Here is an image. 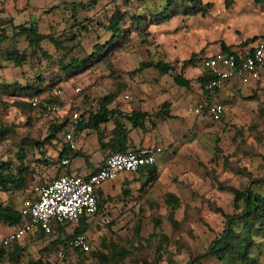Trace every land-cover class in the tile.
<instances>
[{
	"label": "rangeland",
	"instance_id": "obj_1",
	"mask_svg": "<svg viewBox=\"0 0 264 264\" xmlns=\"http://www.w3.org/2000/svg\"><path fill=\"white\" fill-rule=\"evenodd\" d=\"M200 1L209 3L203 15L177 13L165 23L150 24L145 30L146 38L131 32L134 24L126 17L119 48L65 77L61 65L68 64L71 58L84 57L93 44L108 40L104 26L114 9L128 15L155 16L165 0H97L89 7L79 6L89 0H0V22L8 20L5 30L11 29L8 37L17 52L26 43L22 36H13L9 22L33 23L39 33L49 34L58 44L54 47L43 41L40 47L47 57L28 54L21 68L11 64L1 67V81H21V74L23 81L34 75L45 81L53 78V86H59L64 99L75 100L86 113L94 110L97 100L107 94L114 98L109 107L127 112L144 106L151 117H155L154 110L161 102L173 104L172 109L168 108L172 117L161 121L157 128V145L165 150L156 156L155 179L141 186L144 172L127 174L121 191L100 200L102 209L93 219L86 220L88 251L59 255L60 242L53 246L49 243L61 241L72 232L74 227L64 225L47 237L29 234L5 247L13 255L1 257L0 264H103L95 253L101 252L110 259L112 244L129 248L132 254L122 261L112 257L106 264H184L200 255L221 232L223 214L234 212L231 189L242 190L251 179L264 176V67L245 84L220 87L214 97L224 107L219 121L198 118L187 111L204 96L196 82L201 74L197 64L200 56L221 45L238 48L251 44V38L264 35V2L230 0L225 7L223 0ZM192 53L197 57L194 67L182 71L190 85L177 87L172 77L179 71V61ZM156 60L171 63L173 69L166 74L153 68L135 70L140 62ZM74 86L81 88L78 96L71 95ZM123 94L131 96L129 102L124 101ZM15 99L12 93L0 92V126L8 129L0 137V159L16 165L15 153L19 148L25 151L23 161L30 171V180L22 192L0 191V201H12L17 206L34 186L61 173L55 161L60 145L55 140L44 144L43 140L51 124L65 123L66 114L44 118L38 109L25 114L12 105ZM105 130H100L102 135ZM58 137L62 139V133ZM82 137L84 140L86 136ZM75 139L73 133V142ZM33 141L43 145L38 149ZM82 160L75 157L70 166ZM167 193L177 199L172 212L174 223L167 218ZM57 225L51 223L53 227ZM8 230L0 223V235ZM252 241L250 255L256 264H264V238L252 236ZM194 264H215V260L199 258Z\"/></svg>",
	"mask_w": 264,
	"mask_h": 264
},
{
	"label": "trees",
	"instance_id": "obj_2",
	"mask_svg": "<svg viewBox=\"0 0 264 264\" xmlns=\"http://www.w3.org/2000/svg\"><path fill=\"white\" fill-rule=\"evenodd\" d=\"M97 0H89L87 4H80V7H89L96 3ZM258 3L264 2V0H254ZM224 6L227 7L230 4V0H223ZM209 3H201L200 0H178V4L175 0H165L164 7L156 15L145 16L142 14H131L128 15L127 12L120 11L119 9H114L112 14L107 18L106 25L104 29L109 33V38L104 43H95L92 49L84 57L77 59L71 58L68 64L61 65L60 70L65 77H69L71 73L82 71L88 66L100 60L102 56L107 51H112L121 46L123 43L122 39L124 36L125 28L122 27L124 19L129 18L130 22L134 24L131 32H138L143 37H147L148 26L150 24H162L167 22L172 17L176 16L177 13H181L185 16L187 15H203L206 11V7ZM181 9L180 11H177ZM8 20L2 19L0 22V56L4 61L10 63L13 67L21 68L25 63L28 54L35 55L39 53L43 58L47 57V54L41 49L40 44L43 41H48L57 47L58 44L49 34H41L37 31L35 24L30 23L28 25L17 24L13 25L9 22V26L12 28L13 36H22L26 46L22 51L17 52L14 49V44L8 46H2L4 42L8 39L5 33V25ZM6 23V24H4ZM33 26H32V25ZM82 29L84 27H81ZM261 37H253L249 42H253ZM245 46V45H243ZM243 46L238 48H231L229 46L221 45L220 49L217 51L229 52L231 50H237L243 48ZM192 53L187 59L181 60L179 63V71L172 77V83L177 87L188 88L190 85V80L183 77L182 71L188 66H193L197 57ZM199 58V57H198ZM203 57L200 56V60ZM146 68H153L157 70L160 74H166L168 71L173 69V65L169 62H163L161 60L156 61H145L140 62L135 70H142ZM21 81H11L10 83L0 82V92L10 94L17 97L12 102V105L19 109L20 112L27 114L35 110L29 104V99L33 95H40L45 100H53L50 96V91L53 87H59L58 85L53 86V78L48 81L42 80L40 76L34 75L30 77V80L23 81V75L21 74ZM210 78V76L203 71L199 76L196 77V82L202 90L204 83ZM22 82V83H21ZM37 84H34V83ZM50 89V90H49ZM219 90V89H218ZM215 93L217 94V91ZM45 93L41 95L40 93ZM48 92V93H47ZM78 96V95H76ZM203 96V97H204ZM113 95L107 94L101 97L96 102V108L91 112H84L79 105L80 121L76 125L73 133L76 134L77 131L88 129L95 133L96 141L100 149H107L109 153L114 152H127L136 149H128V132L130 129L138 128L144 130V125L149 124L151 128L155 127L154 119H151L150 113L139 111V110H129L127 112L117 110L109 105L113 101ZM169 104L164 101L160 104V108L153 113V116L161 120L172 117L168 112ZM65 123L49 126V133L44 138V144L51 143L52 140L58 142L60 147L56 151V162L60 167V174H71L69 173L65 166L67 164H61V160L65 159L67 162L75 157H82L86 161L85 156L81 154L78 150L69 149L68 142L64 140L63 130H65V124L67 117L65 118ZM206 119V118H205ZM221 119V118H220ZM208 120V119H207ZM111 122L112 129L110 131V137L106 142H103V135L100 131V127L107 122ZM210 121V120H209ZM148 122V123H147ZM213 122V121H212ZM128 123L129 127L125 124ZM8 129L3 125L0 126V137L3 136ZM62 133V139H59L58 134ZM65 133V132H64ZM36 148L40 149L43 145L42 143H37L33 141L32 143ZM43 155V152L40 151ZM26 155L25 151L20 148L15 153V159L17 164L12 165L11 161L0 159V191L3 193H13L17 191H24L27 188L28 181L30 180V171L28 166L25 165L23 159ZM43 164H48L47 161H42ZM146 175L145 180L141 186L149 185L155 179V165L150 167H142L136 173H143ZM59 174V175H60ZM135 174V173H132ZM57 175V176H59ZM55 176V177H57ZM119 176V175H118ZM54 177V178H55ZM117 178V177H116ZM255 188V190L253 188ZM99 189V188H98ZM96 189V214L102 209L100 200L105 198ZM31 194H27L24 197H28L33 194V190L30 191ZM125 192V191H123ZM233 194L232 207L234 212L231 214H223L224 225L221 232L215 236L208 247L196 257L190 258L184 264H194L199 258L211 257L215 260V264H256L255 259L250 255V251L253 245L252 236H260L264 238V176L253 178L250 180V185L243 187L242 190L231 189ZM21 198V199H22ZM102 202V201H101ZM164 202L168 206V221L174 223L172 217V212L174 211V206L177 203L176 197L167 193L164 197ZM15 202L7 201V203H2L0 201V223L4 224L7 228L11 229L16 227L21 221L22 216L16 208ZM67 225L66 223L58 224L54 229L60 230L62 226ZM87 223L84 217H81L78 221V225L73 228L72 232L68 234L63 240H54L49 243L51 246L60 242V245L64 244L65 241L77 232L86 233ZM137 233V229L135 231ZM31 234H39L44 236L41 232H34ZM30 234V235H31ZM29 235V234H28ZM18 242V241H17ZM90 242V240H89ZM16 243V242H14ZM111 255L112 257H117L118 261H122L129 257L132 252L129 248H125L118 245H111ZM82 253L81 251L65 250L64 255L70 253ZM9 255L12 257L13 254L7 253L5 246L0 247V258ZM95 255L103 261V264L107 263L110 259H107L101 252H96ZM29 264H39V263H29Z\"/></svg>",
	"mask_w": 264,
	"mask_h": 264
},
{
	"label": "built area",
	"instance_id": "obj_3",
	"mask_svg": "<svg viewBox=\"0 0 264 264\" xmlns=\"http://www.w3.org/2000/svg\"><path fill=\"white\" fill-rule=\"evenodd\" d=\"M199 66L210 78L202 87L205 92L203 99L194 103L187 111L198 118L219 121L224 107L214 99L215 91L230 79H237L241 84H245L264 67V37L253 41L251 47L229 52L215 51L203 57ZM80 92L79 86L71 89L72 96L79 95ZM50 96L53 100L48 101L40 95H33L29 104L38 109L44 118L66 114V132L63 136L69 149H73L72 134L80 121L79 105L75 100L64 99L59 87H53ZM122 97L125 100L131 99L128 94H123ZM164 150L158 145H153L127 152L108 153L92 172L60 174L48 182L34 186L33 194L22 198L17 204L16 208L22 216V221L0 235V244L7 247L34 232H41L47 237L53 233L51 223H66L75 228L81 217L86 220L93 219L96 215V189L120 174L136 173L142 167L155 165L156 156ZM60 163L67 164V160L63 159ZM89 244L88 235L77 232L60 245L59 255L64 256L66 249L86 252L89 250Z\"/></svg>",
	"mask_w": 264,
	"mask_h": 264
},
{
	"label": "crops",
	"instance_id": "obj_4",
	"mask_svg": "<svg viewBox=\"0 0 264 264\" xmlns=\"http://www.w3.org/2000/svg\"><path fill=\"white\" fill-rule=\"evenodd\" d=\"M7 32H11V29H9V30L6 29V31H5L6 35L9 36ZM262 36H264V35H262ZM12 44H14L13 41L9 40V37H8V39L4 42L3 45H1V47L2 46H8V45L10 46ZM252 44H253V42H251V44L247 43L243 47H251ZM218 49H220V47L217 48L215 51H217ZM215 51H213V52H215ZM213 52H210L208 54H202L201 57H205L207 55H210ZM182 60H184V59H182ZM199 63L200 62H198L197 64H198L199 69L202 72V69L200 68ZM8 64H10V63H8L7 61H4L2 59V57L0 56V68L6 66ZM191 67H194V66H188V68H191ZM199 69L197 68L198 72H199ZM184 70H185V68H184ZM257 72H256V74H257ZM252 77H250V78H252ZM250 78H249V80H250ZM0 82L10 83L11 81L10 82L9 81H1V79H0ZM236 82L240 83L237 79H230L229 81L225 82L222 85V87L227 85L228 88H230ZM190 99H191V97H190ZM124 101L129 102V100H124ZM154 103L156 104L155 101H154ZM160 104H159L158 108L154 110V112L160 108ZM172 105H169L170 109H172L171 108ZM134 106H136V104ZM138 108L139 109H137V110H139V111L147 112V110L144 106L138 107ZM147 113H150V112H147ZM151 119H154V121H155V127L154 128H151L149 125L145 124L144 130H140L138 128H134V129L129 130L128 135H127L128 136V145H129L128 149H138V148H142V147H150L153 145H157V143H158L157 142V138H158L157 128L159 127V124L162 123L164 120H161L159 118L156 119V117H152ZM125 126L129 127L128 123H126ZM102 128L106 129L105 130L106 133H104V135H103V137H104L103 142H106L108 140V138L110 137V131L112 129L111 122L109 121V122L105 123L104 125H102L100 127V130ZM75 135H76V139L73 142V146H74L73 150H78L81 154H83L85 156L86 161H84V159H83L79 164H75L71 167L70 164L73 161V159H74L73 158V159L69 160V162H67V165L65 166V168L71 174H83V173L92 172L99 166L100 162L102 161L103 157L105 156V154L107 152V149H105V148L100 149L99 148L98 143L96 141V135L91 130H88V129L79 130L76 132ZM83 135L86 136L84 140H83V137L80 138ZM125 178H128L127 174H120L114 180L106 181L105 183H103L99 187L98 191L101 193L102 196L111 195L112 193L117 194L119 191H121V187L126 185L125 182L127 179H125Z\"/></svg>",
	"mask_w": 264,
	"mask_h": 264
}]
</instances>
